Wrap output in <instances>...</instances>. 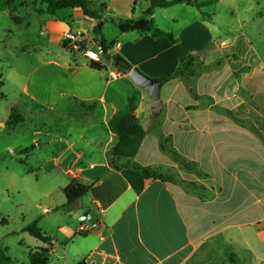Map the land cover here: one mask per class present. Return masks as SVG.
<instances>
[{
    "label": "crops",
    "instance_id": "crops-1",
    "mask_svg": "<svg viewBox=\"0 0 264 264\" xmlns=\"http://www.w3.org/2000/svg\"><path fill=\"white\" fill-rule=\"evenodd\" d=\"M174 6L156 8L152 18L159 29L174 35L176 43L156 33L120 31L118 38L107 40L114 45L99 63L103 69L64 45L69 32L100 40L103 36L94 32L100 20L90 19L78 8L54 14L25 8L29 19L23 14L16 17L19 29L35 34L39 55L34 67L18 72L19 100L9 107L21 113L19 124L33 128L32 141L37 145L33 151L45 147L55 165L45 182V196L59 195L40 205L42 214L36 218L50 237L44 246L37 243L38 250L48 249L50 264L82 260L87 264H264V142L230 115L251 120L264 135V114L240 101L229 88L234 73L256 57L240 42L237 47L245 55L235 45L239 59L230 58L222 68L203 74L193 90L182 79H167L189 55L199 54L204 61L206 51L221 48L212 40L206 26L211 23L205 19L180 25L171 13L174 27L160 28L157 14L168 15ZM140 17L134 13L131 18ZM29 46L22 42L12 47L28 53ZM222 48L230 52L225 45ZM119 59L153 79H167L159 113L152 111L148 90L115 64ZM116 70L122 75L111 79ZM239 86L253 92L264 107L261 72L243 74ZM221 95L226 96L224 104ZM200 97H210V102L201 103ZM162 140H170L179 165L163 152ZM186 164L198 167L201 174L188 170ZM79 166L84 167L80 173ZM137 167L150 172L176 168L178 177L146 179ZM73 179L90 189L65 207L66 199L61 197ZM61 211L67 212L69 221L47 225ZM83 221L98 225L81 234Z\"/></svg>",
    "mask_w": 264,
    "mask_h": 264
},
{
    "label": "rangeland",
    "instance_id": "rangeland-1",
    "mask_svg": "<svg viewBox=\"0 0 264 264\" xmlns=\"http://www.w3.org/2000/svg\"><path fill=\"white\" fill-rule=\"evenodd\" d=\"M197 1L209 3L201 6V8L188 4H178L171 8L168 15L158 13L156 17V21L162 29L169 28L170 25L172 28L174 27L175 24L170 20L172 14L178 18L180 25H185L194 18L205 19L211 23L210 25L206 24V26L210 28L212 40L216 41L221 48L204 53L205 69L196 77L186 81L189 89L196 88L197 80L203 74L216 71L219 68L216 67V63L222 62V68L226 60L233 59V54H236L238 59L239 53L244 56V52L237 47V44L241 42L238 45L248 46L256 58L243 64L230 78V92L233 90L234 94H238L240 101H244L255 111L264 114V107L255 100V94L239 86L243 74L254 71L264 75V0ZM211 1L213 2L211 3ZM89 4L92 7L100 4L107 6L108 10L103 14V18L106 19L105 27L102 31L98 28L100 32L97 35L111 41L118 38L121 33L111 19H130L134 13L137 16H142L149 6V0H89ZM46 7L47 5L41 0H0V9L2 10L0 13V73L2 74L1 80L4 82L0 88V248H7L6 254L11 259L10 264H31L29 256L31 252L38 250L37 243L39 246H44L42 241L22 232V229L42 214L40 205L52 202L59 195L56 192L52 196H45V190H47L45 182L51 179L55 168L53 161L47 155L48 152L45 151V147L36 151H33V148L28 153L24 152L26 148L37 146L32 141L33 128L27 129L21 124L9 125L7 123L10 116L9 106L14 100H19L20 96L21 88L17 74L19 71L27 72L34 67L39 55V51L34 45L35 34L25 28L19 29L9 16L19 17L23 14L24 19H29L30 14L24 12L25 8L34 9L38 13L44 11L46 13ZM5 10L9 16L3 13ZM30 10L28 11L30 12ZM205 34L207 35L206 32ZM22 42L30 45L28 53L20 48L12 47L18 46ZM223 45L227 47L229 53L222 52L225 51V48H222ZM235 45V49L239 53L234 51ZM60 49L66 51L62 46ZM243 69H248V72L242 73L241 70ZM219 81L218 83L222 85V80ZM209 98L200 97L198 101L209 103ZM225 98L224 95L220 96L222 104L227 102ZM230 115L235 121L250 126L260 137L263 135L251 120L243 119L232 112ZM156 117L155 124L160 119L157 115ZM35 124L39 125L40 122L35 121ZM156 129V133L161 134V128L157 127ZM162 142L166 148L170 147L169 143L164 140ZM167 155L175 164L179 165L176 157ZM161 170L153 173L162 180L178 177L176 168L169 167L165 172ZM61 199L65 200L66 198L63 196ZM60 219L69 221L67 212L61 211L54 214L48 220L47 225L55 227ZM53 261L56 263V259L51 257V262Z\"/></svg>",
    "mask_w": 264,
    "mask_h": 264
},
{
    "label": "trees",
    "instance_id": "trees-1",
    "mask_svg": "<svg viewBox=\"0 0 264 264\" xmlns=\"http://www.w3.org/2000/svg\"><path fill=\"white\" fill-rule=\"evenodd\" d=\"M41 1L47 5L46 12L48 14H54L58 10H62L66 8H71V9L78 8V9H81L84 15L89 17L90 19L102 20L103 14L107 10V6L105 4H100V5H96L95 7H92L89 4V0H41ZM212 2L213 1H211V3ZM181 3H186L188 5L201 8V6L208 4L209 2L199 3L197 0H149V6L143 12V15L140 18L138 19L130 18V19H125V20H122V19L116 20L112 18L111 21L123 33H128V32H136L140 34L156 33V34H159L167 38L170 42L176 43L177 39L174 37L172 33L165 32L156 26L154 19L152 18V15L156 8H169L174 5L181 4ZM11 18L15 23H19L18 18L16 17H11ZM104 21H106V19H104ZM94 32L96 34L100 32L97 26L95 27ZM100 43L105 50V53L103 56L107 57L108 54L106 52L113 47L114 43L108 42L103 37L100 39ZM232 57L233 59L238 60V56L236 54H233ZM115 64L121 66L125 72H129L132 69V66L129 63L125 62L123 59H121L120 61H116ZM221 65H222V62L216 63V67H220ZM92 66L94 68L103 69L101 64L97 62H93ZM204 69H205V64L199 54L189 55L186 58V60L183 62V64L178 67L175 73L169 76L167 79L178 78V79L187 81L191 78L196 77ZM241 72L247 73L248 69H243L241 70ZM0 80H1V77H0ZM2 86H3V82L0 81V88ZM22 121H23V117L21 113L16 108H12L10 111V116H9L7 123L9 125H16ZM261 139L264 142L263 135H261ZM165 142L169 143L170 145V140H167ZM33 148H34L33 146L30 148H26L24 149V152L28 153ZM161 148L164 152H166L170 156L172 157L177 156V153L172 149L171 146L169 148H166L164 142L161 143ZM115 167L118 168L116 164H115ZM185 168L201 174L199 168L196 166H191L189 164H186ZM137 169H139L142 172L143 176L146 179H161L157 174L150 172L148 169L140 168V167H137ZM89 189L90 188L88 186L80 183L77 179H73L63 190V193L66 198L65 207H69L73 205L80 198L87 195L89 192ZM22 232H26L30 234L32 237H34L35 239L40 240L44 243H50V237L47 236L41 230V228L38 225V219H35L30 224L25 226L22 229ZM6 253H7V248L5 249L0 248V264H10L11 259L7 256ZM29 259H30L31 264H50L48 249L41 248L34 253H30ZM77 264H87V262L85 260H82L78 262Z\"/></svg>",
    "mask_w": 264,
    "mask_h": 264
},
{
    "label": "built area",
    "instance_id": "built-area-1",
    "mask_svg": "<svg viewBox=\"0 0 264 264\" xmlns=\"http://www.w3.org/2000/svg\"><path fill=\"white\" fill-rule=\"evenodd\" d=\"M64 45L71 52L82 55L89 61L100 63L104 57L105 50L100 43V40H89L84 33L69 32L65 35ZM109 51V50H108ZM108 51L106 52L108 54ZM122 75L121 71H114L110 73L111 79H118ZM84 170L83 166L77 168V172L80 173ZM97 223L88 224L87 221H83L79 226V233L86 234L97 227Z\"/></svg>",
    "mask_w": 264,
    "mask_h": 264
},
{
    "label": "water",
    "instance_id": "water-1",
    "mask_svg": "<svg viewBox=\"0 0 264 264\" xmlns=\"http://www.w3.org/2000/svg\"><path fill=\"white\" fill-rule=\"evenodd\" d=\"M97 27L101 29L103 25V21H97L96 23ZM121 60V59H119ZM129 76L131 79L140 85L141 87H144L148 90L149 95L153 101L152 104V111L154 113H159L162 110L163 107V101L161 99V88L163 84L165 83V80H156L149 76H147L145 73H143L139 68L134 67L130 70ZM87 219L86 217H83L82 220Z\"/></svg>",
    "mask_w": 264,
    "mask_h": 264
}]
</instances>
